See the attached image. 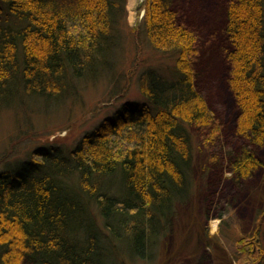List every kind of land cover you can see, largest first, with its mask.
<instances>
[{
	"label": "trees",
	"instance_id": "1",
	"mask_svg": "<svg viewBox=\"0 0 264 264\" xmlns=\"http://www.w3.org/2000/svg\"><path fill=\"white\" fill-rule=\"evenodd\" d=\"M125 1L0 0V107L21 92L57 103L82 79L113 75ZM143 6L137 37L156 58L139 74L145 99L120 104L76 146L42 145L0 174L3 264H105L106 232L110 245L144 255L188 189L194 137L208 148V222L264 168V0H208V45L175 0ZM217 102L226 108L216 112ZM118 172L121 188L109 191L105 180ZM258 237L235 244L250 255Z\"/></svg>",
	"mask_w": 264,
	"mask_h": 264
},
{
	"label": "rangeland",
	"instance_id": "2",
	"mask_svg": "<svg viewBox=\"0 0 264 264\" xmlns=\"http://www.w3.org/2000/svg\"><path fill=\"white\" fill-rule=\"evenodd\" d=\"M125 5L126 13L119 21L123 38L118 46L119 65L113 75L82 79L76 92L57 103H48L21 92L22 98L18 102L0 107V174L19 167L42 145L76 146L87 131L113 116L120 104L126 100L145 99L139 74L156 58L151 46L140 42L137 37L138 25L144 15V0H126ZM175 9L180 17L196 26L200 40H207L208 45V27L205 25L208 0H175ZM196 10L199 13H194ZM3 11L0 9L1 20L7 17ZM141 43L145 49L142 53L144 60L126 86V74ZM118 93L121 94L119 99L113 105H106ZM213 108L217 112L226 107L217 102ZM192 145L191 162L185 171L188 189L181 197L175 198L174 211L168 216L169 227H161V231L154 234V240L148 243L142 256L132 252L125 241L114 240L116 245H110L108 232L104 233L105 264H208V258L209 264H264V168L242 184L238 196L226 205L222 219L213 218L208 222L205 213V198L210 189L208 148L201 146L198 137H194ZM260 155L264 160V151ZM105 182L109 191L116 192L121 188L122 177L118 172ZM98 221L102 223V218L98 217ZM254 233L259 237L255 252L249 255L244 251L246 248L243 250V246L235 243L252 237ZM0 264H3L1 251Z\"/></svg>",
	"mask_w": 264,
	"mask_h": 264
}]
</instances>
